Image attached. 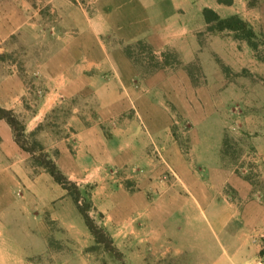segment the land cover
<instances>
[{
    "label": "crops",
    "instance_id": "0c3cea01",
    "mask_svg": "<svg viewBox=\"0 0 264 264\" xmlns=\"http://www.w3.org/2000/svg\"><path fill=\"white\" fill-rule=\"evenodd\" d=\"M87 2L0 0V68L10 69L0 73V106L40 134L50 112L70 101L67 133L44 127L42 143L80 188L92 185L98 222L127 264H264L263 242L236 236L234 205L217 202L172 139L160 71L139 74L128 47L144 40L154 53L191 62L207 26L203 8L234 12L217 0ZM18 45L24 62L3 61ZM156 148L173 177L162 178ZM29 158L0 119V264H101L86 250L94 237L67 191L28 167Z\"/></svg>",
    "mask_w": 264,
    "mask_h": 264
},
{
    "label": "rangeland",
    "instance_id": "374dc122",
    "mask_svg": "<svg viewBox=\"0 0 264 264\" xmlns=\"http://www.w3.org/2000/svg\"><path fill=\"white\" fill-rule=\"evenodd\" d=\"M79 1L88 5V0ZM224 4L253 26L257 33L256 50L245 40L235 38L233 32L213 33L207 26L197 33L199 47L191 62L182 61L172 50L154 53L144 40L128 47L133 61L139 65V74L147 76L160 71L162 85L169 92L161 101L169 111L170 135L193 175L208 184L218 203L234 205L236 236L243 232L255 239V244H261L264 239V0ZM18 46L21 51L15 46V50L4 55L3 61L24 62L28 52L24 51L25 46ZM6 65L0 68V73L10 70ZM70 106V101L56 106L40 134L35 135L36 139L41 143L46 140L48 129L57 136L67 133ZM155 151L165 167L162 178L173 177V170L158 154L160 148ZM27 166L34 168L33 171L42 169L32 158ZM114 172L118 176V171ZM91 188L90 184L80 188L82 203L90 200ZM67 195L76 217L85 224ZM90 214L99 223L101 213L91 207ZM86 250L101 264L119 263L102 245Z\"/></svg>",
    "mask_w": 264,
    "mask_h": 264
},
{
    "label": "trees",
    "instance_id": "16d2710c",
    "mask_svg": "<svg viewBox=\"0 0 264 264\" xmlns=\"http://www.w3.org/2000/svg\"><path fill=\"white\" fill-rule=\"evenodd\" d=\"M230 4L232 0H217ZM204 20L207 24V29L213 33H219L224 30L234 33L235 38L245 40L253 49L258 48L257 33L253 26L239 14L234 13L222 17L210 7H204L202 10ZM0 119L5 120L12 128L14 140L24 151L28 152L36 166L47 171L53 179L59 183L71 196L78 211L81 213L86 226L94 237V245L89 247V250L102 245L119 263L127 264L122 251L115 245L110 233L97 223L91 216L90 211L92 203L88 200L82 203V193L76 182L72 181L58 167L55 160L45 150L44 145L36 139L35 135L39 127L31 132L26 131L23 121L16 115L12 109L0 106ZM41 128V127H40ZM31 138V141H29ZM259 256L264 261V239L262 248L259 251Z\"/></svg>",
    "mask_w": 264,
    "mask_h": 264
},
{
    "label": "built area",
    "instance_id": "2783aa9c",
    "mask_svg": "<svg viewBox=\"0 0 264 264\" xmlns=\"http://www.w3.org/2000/svg\"><path fill=\"white\" fill-rule=\"evenodd\" d=\"M37 94H38V96H41L42 91L41 90H37Z\"/></svg>",
    "mask_w": 264,
    "mask_h": 264
}]
</instances>
